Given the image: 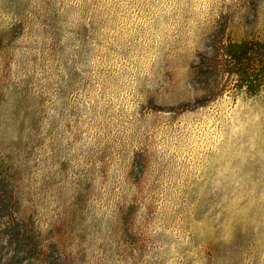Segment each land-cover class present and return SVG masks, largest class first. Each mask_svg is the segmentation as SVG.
<instances>
[{"label": "rangeland", "instance_id": "rangeland-1", "mask_svg": "<svg viewBox=\"0 0 264 264\" xmlns=\"http://www.w3.org/2000/svg\"><path fill=\"white\" fill-rule=\"evenodd\" d=\"M257 43L264 0H0V264H264Z\"/></svg>", "mask_w": 264, "mask_h": 264}, {"label": "trees", "instance_id": "trees-1", "mask_svg": "<svg viewBox=\"0 0 264 264\" xmlns=\"http://www.w3.org/2000/svg\"><path fill=\"white\" fill-rule=\"evenodd\" d=\"M254 46L257 48L256 52L258 54L264 52V45L257 43ZM250 50H254V49H250L249 44L247 43L230 44L225 49V58L227 59L229 63V67L231 68V71L229 72V74L232 77H235L240 82L242 88H247L248 93L250 95H253V94H256L257 92V89L255 88L259 89L257 85L256 87L254 86L259 81H257V79H255L254 77L249 78V77L244 76L241 73V71L243 70L244 61L246 57L248 56ZM10 237L12 239L13 238L17 239V242L19 244H21V241H24L28 245H30L29 248L35 247L36 238H34V235L32 233H28V232L23 233L21 231H16L14 233H11V236H9L8 238ZM48 256H51V255H49V253L41 255V257H48ZM47 259H51V258H47Z\"/></svg>", "mask_w": 264, "mask_h": 264}]
</instances>
